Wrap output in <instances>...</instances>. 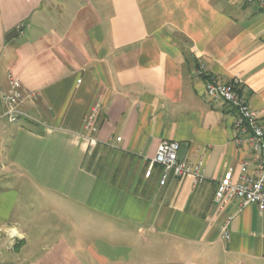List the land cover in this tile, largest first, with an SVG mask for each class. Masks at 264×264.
<instances>
[{
  "label": "crops",
  "instance_id": "crops-1",
  "mask_svg": "<svg viewBox=\"0 0 264 264\" xmlns=\"http://www.w3.org/2000/svg\"><path fill=\"white\" fill-rule=\"evenodd\" d=\"M10 73L36 95L17 122L0 98V264H264V212L214 203L228 170L255 163L236 109L205 94L207 76L233 83L264 127V6L0 0V90ZM164 140L204 158L202 184H160Z\"/></svg>",
  "mask_w": 264,
  "mask_h": 264
},
{
  "label": "built area",
  "instance_id": "built-area-1",
  "mask_svg": "<svg viewBox=\"0 0 264 264\" xmlns=\"http://www.w3.org/2000/svg\"><path fill=\"white\" fill-rule=\"evenodd\" d=\"M258 2L264 6V0H247ZM198 75H207L204 66L196 70ZM205 94L210 100H222L232 105L237 115L234 120L235 141L240 146H246L252 153L255 163L254 173H244L237 180L233 178V171L228 170L217 182L214 193V203L219 210H224L232 201H237L240 208L255 204L264 212V127L261 124L258 113L250 106L248 100L237 93L233 83L220 82L213 77L207 76ZM35 92L22 88L21 81L14 74L8 75V86L0 90V98L6 109L3 116L10 122H17L23 118H34L23 110L27 99L35 97ZM97 107H93L87 114L85 126L89 130H95V117ZM121 140L120 137L117 138ZM93 145L94 138L90 139ZM180 144L175 140L162 141L152 160V164L161 167L162 174L160 184L164 185L170 177H193L195 185L202 184L206 177L204 175V158L196 156L192 162L189 159H179L178 151ZM248 162H243L245 169ZM234 215H228L221 226L225 238L230 237L227 229Z\"/></svg>",
  "mask_w": 264,
  "mask_h": 264
},
{
  "label": "water",
  "instance_id": "water-1",
  "mask_svg": "<svg viewBox=\"0 0 264 264\" xmlns=\"http://www.w3.org/2000/svg\"><path fill=\"white\" fill-rule=\"evenodd\" d=\"M19 31H22V28H18V29H14V30L10 31L7 35V40L12 39L15 35L18 34Z\"/></svg>",
  "mask_w": 264,
  "mask_h": 264
},
{
  "label": "clouds",
  "instance_id": "clouds-1",
  "mask_svg": "<svg viewBox=\"0 0 264 264\" xmlns=\"http://www.w3.org/2000/svg\"><path fill=\"white\" fill-rule=\"evenodd\" d=\"M20 238H23L22 234H21Z\"/></svg>",
  "mask_w": 264,
  "mask_h": 264
}]
</instances>
